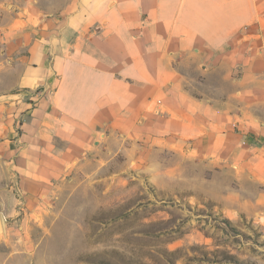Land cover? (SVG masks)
<instances>
[{"label":"crops","instance_id":"crops-1","mask_svg":"<svg viewBox=\"0 0 264 264\" xmlns=\"http://www.w3.org/2000/svg\"><path fill=\"white\" fill-rule=\"evenodd\" d=\"M5 38L30 48L26 88L54 83L29 111L52 158L116 140L261 165L264 0H0Z\"/></svg>","mask_w":264,"mask_h":264},{"label":"rangeland","instance_id":"rangeland-1","mask_svg":"<svg viewBox=\"0 0 264 264\" xmlns=\"http://www.w3.org/2000/svg\"><path fill=\"white\" fill-rule=\"evenodd\" d=\"M4 41L0 264H264V158L116 140L100 161L52 158L29 111L54 83L26 88L30 48Z\"/></svg>","mask_w":264,"mask_h":264}]
</instances>
